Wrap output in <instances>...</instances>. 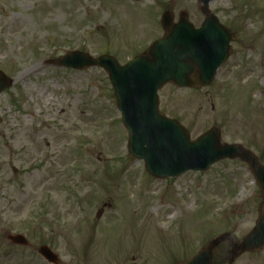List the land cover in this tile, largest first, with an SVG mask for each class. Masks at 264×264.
Listing matches in <instances>:
<instances>
[{
  "label": "rangeland",
  "instance_id": "1",
  "mask_svg": "<svg viewBox=\"0 0 264 264\" xmlns=\"http://www.w3.org/2000/svg\"><path fill=\"white\" fill-rule=\"evenodd\" d=\"M208 11L233 35L229 58L208 88L162 87L159 112L190 141L218 128L220 145L264 165V0ZM165 12L194 28L204 19L199 0H0V72L12 81L0 95V264H50L42 246L56 264H176L212 241L224 264H264V249L232 253L259 216L247 165L155 180L127 153L105 71L51 64L78 51L124 65L162 38Z\"/></svg>",
  "mask_w": 264,
  "mask_h": 264
},
{
  "label": "water",
  "instance_id": "2",
  "mask_svg": "<svg viewBox=\"0 0 264 264\" xmlns=\"http://www.w3.org/2000/svg\"><path fill=\"white\" fill-rule=\"evenodd\" d=\"M211 1L199 0L205 14L199 29H194L185 15L173 24L172 15L164 13L160 20L164 36L124 66L110 56L94 59L80 52L68 53L52 64L77 71L99 67L106 72L128 134V155L134 160H142L146 172L153 178L165 180L188 171L204 172L223 159L239 158L250 167L261 192V207L253 230L232 251L239 255L264 248V167L255 156L237 145L221 146L218 129H211L190 142L176 121L158 111L157 91L162 86L171 83L177 88L208 87L216 70L229 56V43L233 38L209 14ZM10 86L11 81L0 73V94ZM101 212L98 211L97 219ZM8 239L14 244L26 245L22 236ZM215 245L211 242L190 261L180 264H210ZM38 252L47 262L57 263V257L47 247H40Z\"/></svg>",
  "mask_w": 264,
  "mask_h": 264
},
{
  "label": "flooded vegetation",
  "instance_id": "3",
  "mask_svg": "<svg viewBox=\"0 0 264 264\" xmlns=\"http://www.w3.org/2000/svg\"><path fill=\"white\" fill-rule=\"evenodd\" d=\"M223 260H224L223 259V252H218V251L214 250L213 253H212V261H211V264H224V262H221Z\"/></svg>",
  "mask_w": 264,
  "mask_h": 264
},
{
  "label": "bare ground",
  "instance_id": "4",
  "mask_svg": "<svg viewBox=\"0 0 264 264\" xmlns=\"http://www.w3.org/2000/svg\"><path fill=\"white\" fill-rule=\"evenodd\" d=\"M229 243H231L229 240H228ZM232 246V245H231Z\"/></svg>",
  "mask_w": 264,
  "mask_h": 264
}]
</instances>
